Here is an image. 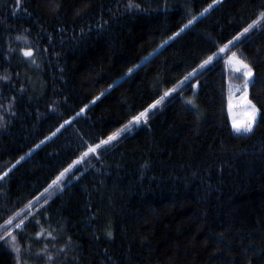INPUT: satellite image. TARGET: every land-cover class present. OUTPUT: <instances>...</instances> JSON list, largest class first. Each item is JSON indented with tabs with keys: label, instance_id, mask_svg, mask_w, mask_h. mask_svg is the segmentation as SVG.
<instances>
[{
	"label": "trees",
	"instance_id": "1",
	"mask_svg": "<svg viewBox=\"0 0 264 264\" xmlns=\"http://www.w3.org/2000/svg\"><path fill=\"white\" fill-rule=\"evenodd\" d=\"M212 2L0 0V264H264V0Z\"/></svg>",
	"mask_w": 264,
	"mask_h": 264
},
{
	"label": "snow or ice",
	"instance_id": "2",
	"mask_svg": "<svg viewBox=\"0 0 264 264\" xmlns=\"http://www.w3.org/2000/svg\"><path fill=\"white\" fill-rule=\"evenodd\" d=\"M214 2H216V0H214ZM18 3H19V0H18ZM211 7V5L209 6ZM205 11H207V9H205ZM195 19V17H194ZM192 21H189V24H191ZM258 22L254 21L253 24L249 25L247 28L244 29V32L241 33L240 35H244L245 33L249 32ZM188 25H185V28L187 27ZM183 31V29L181 30ZM239 39V37H236L234 38V40H237ZM230 44L233 43L232 41L229 42ZM223 51V49L221 50ZM26 56H30L31 55V52H25L24 53ZM235 55V54H233ZM211 57L209 58V60H206L204 62V64H208L210 61H211ZM242 63V62H241ZM201 67H204V65H201ZM243 68L246 69V71L244 72V77H245V84H244V87L247 88L248 84L251 82L250 78L252 77V71L251 69L248 67V65L246 64H243ZM240 69L238 68L237 71H239ZM129 71H132L131 69ZM195 71V70H194ZM193 75V73H190L189 76ZM189 79V77H185V80ZM173 91H175V89H173ZM169 93L166 92L164 94V97L168 96ZM164 97H161V100L164 99ZM245 100H246V96H245ZM160 101H157V104H159ZM249 107L251 108V111L250 113L248 114V118L246 121L244 122H241V123H237V122H233V129L234 131L237 133V134H241V133H251L253 131V128H254V125L256 123V118H257V110L255 108V105H252L250 101H247ZM156 105H152L151 107H155ZM83 111V110H82ZM148 109H146L144 112L140 113L139 116L135 117L132 121L129 122V124L125 125L123 128H121L119 131H117L116 133H113L112 135H110L106 140H102L100 142L99 145H96L95 148H90L89 149V152H95L97 148H100L101 146L103 145H107L109 143H111L112 141L116 140L120 135L121 133L127 131L130 129V127L133 125V124H139L141 122V120H145L146 121V117H147V114H148ZM67 123V121H66ZM88 153H84V156H87ZM23 159V158H22ZM80 161H77L76 163H79ZM71 168V166H70ZM70 169H65L64 172H62L60 174L59 177H57V179L55 181H53V185H58L61 181V179L64 177V175L69 171ZM0 179H2V177H0ZM53 185H50L49 188H51ZM48 189L45 190V192H47ZM6 223H11V221H7ZM23 223V221H21V224ZM21 225L18 224L16 225L17 228H19ZM11 233H6L5 236H0V240H4L6 239L7 236H10ZM12 244L14 245L15 244V237L12 238Z\"/></svg>",
	"mask_w": 264,
	"mask_h": 264
},
{
	"label": "rangeland",
	"instance_id": "3",
	"mask_svg": "<svg viewBox=\"0 0 264 264\" xmlns=\"http://www.w3.org/2000/svg\"><path fill=\"white\" fill-rule=\"evenodd\" d=\"M219 0H216V2H212L210 5L211 7L214 6ZM209 5V6H210ZM207 7L206 9H209L211 7ZM205 13V10L202 11L199 16L203 15ZM187 25V24H185ZM185 25L180 28L176 33H174L172 36H170L168 39H166L162 44L159 46L165 45L169 40H171L175 35H177L181 30L185 28ZM233 54H230L226 60L225 64L229 68V70L233 73H240L244 77V72L246 69L243 68V62ZM240 69L237 71V69ZM130 72V71H129ZM245 78V77H244ZM251 80V78H250ZM245 81L243 85L238 86V85H229V102H228V116H229V121L233 129V122L241 123L247 120L248 114L251 111V108L249 107L247 101L248 100V93H247V88L244 87ZM246 96V100H245ZM122 135V134H121ZM120 135V136H121ZM108 138V137H107ZM106 138V139H107ZM104 139V140H106ZM75 162H71L70 166L74 165ZM69 166V167H70ZM66 169V168H65ZM64 169V170H65ZM68 169V168H67Z\"/></svg>",
	"mask_w": 264,
	"mask_h": 264
}]
</instances>
